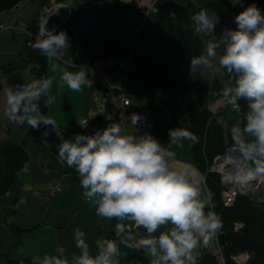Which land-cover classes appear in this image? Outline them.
<instances>
[{
  "label": "clouds",
  "instance_id": "9594fccd",
  "mask_svg": "<svg viewBox=\"0 0 264 264\" xmlns=\"http://www.w3.org/2000/svg\"><path fill=\"white\" fill-rule=\"evenodd\" d=\"M196 4V0H193ZM243 10L234 17L235 27L225 28L215 36L216 20L206 9L191 17L193 34L209 37L206 54L193 56L190 67L214 69L218 61L232 78V84L220 90L223 103L240 110V101L247 104L242 124L233 125L230 135L237 156L256 176H264V13L255 3L243 7L242 0H231ZM199 7L198 4H196ZM70 46L64 31H42L32 47L49 61L61 60ZM76 71L56 63L52 71L60 72L59 87L81 92L91 88V69L65 61ZM55 76L33 79L6 92V114L13 122L27 124L39 130L43 125L56 130V120L41 111V101L50 108L56 97L52 94ZM111 119V117H108ZM142 117L133 113L120 122H112L93 135L76 134L58 145L57 158L74 168L78 174L83 196L95 208L96 215L115 220L118 239L98 237L93 245L79 227L74 229L75 248L69 258L63 247L57 254L34 257L33 264H120L127 249H140L150 257V264H197L195 252L210 246L222 227L220 216L212 210V194L203 197L199 185L185 169H175L173 145L183 140L197 141L194 133L177 127L169 129L168 147L151 134L137 135ZM130 121L134 131L122 127ZM88 119L82 127H87ZM44 131L42 137H47ZM61 136L60 132H57ZM47 144V140L43 141ZM27 171V167L24 169ZM23 202V201H22ZM143 229V234L138 231ZM19 264H24L21 260Z\"/></svg>",
  "mask_w": 264,
  "mask_h": 264
},
{
  "label": "crops",
  "instance_id": "0c3cea01",
  "mask_svg": "<svg viewBox=\"0 0 264 264\" xmlns=\"http://www.w3.org/2000/svg\"><path fill=\"white\" fill-rule=\"evenodd\" d=\"M122 1L127 4L126 8L112 11L113 0H21L14 8L0 12V142L19 141L24 137L25 149L29 154L27 163L18 170L14 184L0 197V264H4V255L8 252L15 259L42 258L45 254H57L58 247H63L65 254L71 258L74 252H78L73 239L77 227L85 232L87 241L93 245V252L94 241L98 237L108 238L115 234L117 221L96 215L95 208L83 196L75 169L57 158L61 138L74 139L76 134L93 135L102 129L104 117L99 89L94 83L91 88L85 87L81 92L60 88V72H53L52 64L76 71L65 61L83 64L99 60L103 42L111 41L130 57L131 72L126 94L131 100V114H139L141 121L151 125L153 137L168 147L170 125L186 126L189 120L180 101L172 95L158 99L145 111L141 110L146 103L143 84L145 60L150 58L172 66L174 71H182L175 55V47L187 22V14L182 8H187L193 15L201 9L207 10L206 5L213 3L232 19L243 10L239 4L233 6L231 0H196L199 7L193 0H154L157 11L143 20L140 9L152 0ZM242 3L243 7H247L250 0H242ZM55 7L60 13L49 14ZM208 15L215 20L212 12L208 11ZM40 19H46L44 32L64 31L70 41L61 60L47 63L46 76L56 77L52 85L56 102L47 108V115L56 120L58 127L53 130L49 126L46 138L26 134L29 126L13 122L6 114V92L10 86L5 71L22 66L21 55L30 37L31 25L37 26ZM207 43L208 40L203 41L202 54H206ZM212 62L216 68H204L203 72L199 68L191 69V76L207 83L213 78L223 81L218 61ZM24 71H30L29 67ZM219 102L222 100L210 89L204 91V106L209 107L222 124L227 125L233 116L228 113V118L222 120L227 109ZM213 106H217V109ZM86 119L87 127H82ZM128 130L134 131L132 128ZM44 139L47 144L43 142ZM172 151L175 152L171 162L173 168H186L192 181L202 190L203 197H207L208 192L201 180V173L195 167L189 141L186 139L179 145H173ZM11 224L28 232L20 236L10 227ZM138 231L144 232L143 229ZM121 250L126 255L120 259V264H150V257L143 250L127 249L123 245Z\"/></svg>",
  "mask_w": 264,
  "mask_h": 264
},
{
  "label": "trees",
  "instance_id": "16d2710c",
  "mask_svg": "<svg viewBox=\"0 0 264 264\" xmlns=\"http://www.w3.org/2000/svg\"><path fill=\"white\" fill-rule=\"evenodd\" d=\"M21 0H0V12L14 8ZM255 3L264 13V0H250V4ZM127 4L122 0H113L111 10L118 11L126 8ZM208 11L218 18L215 36H219L225 28L235 27L234 19L231 18L221 7L209 3L206 5ZM187 14L186 28L180 36L175 47V55L181 67V78L175 76L174 68L170 65L147 58L144 63L143 84L146 95V103L141 107L142 111L149 109L158 99L172 95L176 97L188 117V124L181 126L170 125L171 128H183L197 137V141L188 140L193 154L194 164L197 170L205 176L204 184L207 192L212 194V208L221 218L222 227L217 233V243L219 244L225 264H240L234 257L245 253L248 255L242 264H264V197L261 201H255L247 194H238L231 205L226 206L221 199L222 186L219 174L210 170L214 160L222 156L226 148L233 144L230 129L234 125V118L227 125L221 123L214 112L203 104V94L208 88L211 92L222 100L219 95L221 89L232 84V78L223 72V81L218 78L208 84L201 79L191 76V58L202 54L203 41L209 40L204 34L194 35L191 22L192 13L187 8H182ZM37 31V26L31 25L30 32ZM85 38L88 40L87 35ZM86 40V42H87ZM31 41V38L27 40ZM33 45V44H32ZM28 46L22 52V66L16 69L5 71L6 81L10 87L23 85L33 79L46 76L48 59L39 50ZM101 58L125 53L121 51L111 41H104ZM29 67L30 77L25 79L22 70ZM2 85L0 83V89ZM240 110L236 111L237 118L243 120V114L247 111V104L241 100ZM41 111L47 115V108L41 101ZM46 131L42 125L39 130L30 126L26 134L41 136ZM29 154L25 149V140L22 137L19 141L4 140L0 142V197L5 195L16 181L17 172L28 161ZM77 173V172H76ZM78 176V174H77ZM10 227L18 235L28 232L14 224ZM108 238L115 239V234ZM23 260L24 264H33V258L15 259L10 252L4 255V264H19ZM197 264H218V260L208 248H200L196 255Z\"/></svg>",
  "mask_w": 264,
  "mask_h": 264
},
{
  "label": "built area",
  "instance_id": "2783aa9c",
  "mask_svg": "<svg viewBox=\"0 0 264 264\" xmlns=\"http://www.w3.org/2000/svg\"><path fill=\"white\" fill-rule=\"evenodd\" d=\"M156 11L157 8L155 6V1L152 0L150 3L146 4L140 9V14L143 20H147L149 15ZM59 13L60 12L57 7L51 9L49 12V14ZM45 20L46 19H42L37 31L33 34H30L31 41L27 42L29 46H31L35 42L36 38L40 36L41 32L44 31L43 24ZM81 65L91 69L89 72V77L94 80L97 87L100 89L104 117L102 129L106 128L112 122H120L121 113H123L124 116H131V100L126 94L128 77L131 72L129 55L127 53H121L108 58H101L91 63L79 64V66ZM234 111L237 110L234 109ZM108 117H111V119ZM240 121L241 119L237 118L234 122V125L241 124ZM122 127L127 130L132 128L130 121H124L122 123ZM145 133H149L153 136L151 125L141 121L137 128V135H143ZM229 151H233V153L236 154L233 149V144L226 148L225 153L222 155L223 157H217L210 166L211 171H216V173L219 174L220 184L222 186L221 199L223 204L226 206L231 205L238 194L250 193L252 187L258 183V181L247 179V174L243 170L237 171V165L233 163L232 160L228 161L225 159ZM237 158L240 159L239 157ZM224 160H226V162H223ZM226 165L230 167L229 171H227L228 169H225L224 171L222 170L223 166ZM247 166H249V168L251 167L250 165ZM258 177L260 178V176ZM201 180L204 183L205 176L202 174ZM249 186L251 188H249ZM207 248L213 255L216 256L218 264H225L221 248L217 243V235ZM247 258L248 255L242 253L235 256L234 260L237 263L242 264Z\"/></svg>",
  "mask_w": 264,
  "mask_h": 264
},
{
  "label": "rangeland",
  "instance_id": "374dc122",
  "mask_svg": "<svg viewBox=\"0 0 264 264\" xmlns=\"http://www.w3.org/2000/svg\"><path fill=\"white\" fill-rule=\"evenodd\" d=\"M42 21V19H40L39 21H38V24H37V28H39V26H40V22ZM26 47H28L29 45L27 44V42H26ZM65 64H67V65H69V66H71V68H74V67H72V65L71 64H69V63H65ZM75 65H77V66H79V64H82V63H74ZM84 64V63H83ZM76 69V68H75ZM203 70H204V67H200L199 68V71L200 72H203ZM181 72L182 71H178L177 69L175 70V76L176 77H178V78H181ZM23 73V76H24V78L25 79H29V77H30V71H24V72H22ZM193 76H195V75H193ZM91 78V77H90ZM204 78H206V77H204ZM92 79V78H91ZM94 84L96 85V83L94 82ZM209 84V83H208ZM97 86V85H96ZM99 89V88H98ZM207 90H209V88L207 89ZM99 92H100V89H99ZM100 102H101V105H102V100H101V97H100ZM220 103V105L223 107V108H226L227 109V112H226V114H224L225 115V117L223 118L222 117V120H224L225 118H228V113H231V115L233 116V118H235L236 117V111H234V109L231 107V106H229V105H226L225 103H223V102H219ZM221 107V108H222ZM213 108L215 109H217V106L215 107V106H213ZM102 109H103V107H102ZM234 111V112H233ZM230 116V115H229ZM148 124V123H147ZM230 148V147H229ZM223 157V156H222ZM233 159H238L237 157V155L236 154H234L233 155ZM230 160V159H229ZM231 161V160H230ZM229 168L230 167H228L227 165L226 166H223V171L225 170V169H228L227 171H229ZM214 172V171H213ZM216 172V171H215ZM259 178V177H258ZM258 178H257V180H258ZM256 180V181H257ZM249 188H251L250 186H249ZM245 194H247V195H249L252 199H254L255 201H261L262 200V197H264V176H260V178H259V180H258V183H256V185L254 186V187H252V189H251V192L250 193H245Z\"/></svg>",
  "mask_w": 264,
  "mask_h": 264
},
{
  "label": "bare ground",
  "instance_id": "6f19581e",
  "mask_svg": "<svg viewBox=\"0 0 264 264\" xmlns=\"http://www.w3.org/2000/svg\"><path fill=\"white\" fill-rule=\"evenodd\" d=\"M236 119H237V116L234 118V121ZM233 155H234L233 151H229L228 154H227V156L225 157V159L228 160V161L232 160L233 163H235L237 165V169H236L237 171H242L243 170L247 174V179H252V180L256 181L257 178H258V176L254 175L250 171L249 166H247V164L244 163L241 159H238V160L237 159H233L234 158ZM226 160H224L223 162H226ZM258 180H259V178H258Z\"/></svg>",
  "mask_w": 264,
  "mask_h": 264
}]
</instances>
